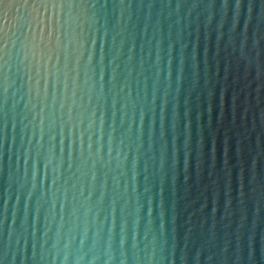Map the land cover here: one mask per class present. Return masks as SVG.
Segmentation results:
<instances>
[{
    "label": "water",
    "instance_id": "obj_1",
    "mask_svg": "<svg viewBox=\"0 0 264 264\" xmlns=\"http://www.w3.org/2000/svg\"><path fill=\"white\" fill-rule=\"evenodd\" d=\"M0 264H264V0H0Z\"/></svg>",
    "mask_w": 264,
    "mask_h": 264
}]
</instances>
